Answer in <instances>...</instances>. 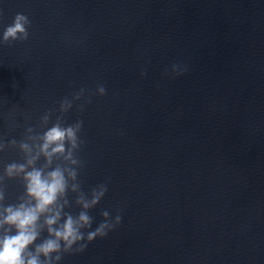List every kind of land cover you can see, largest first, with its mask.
I'll return each instance as SVG.
<instances>
[{
  "label": "water",
  "instance_id": "water-1",
  "mask_svg": "<svg viewBox=\"0 0 264 264\" xmlns=\"http://www.w3.org/2000/svg\"><path fill=\"white\" fill-rule=\"evenodd\" d=\"M17 13L28 39L5 43ZM79 121L77 163L69 142L49 162L45 133ZM57 168V227L115 226L52 264H264V0H0V221L35 204L26 172Z\"/></svg>",
  "mask_w": 264,
  "mask_h": 264
},
{
  "label": "clouds",
  "instance_id": "clouds-1",
  "mask_svg": "<svg viewBox=\"0 0 264 264\" xmlns=\"http://www.w3.org/2000/svg\"><path fill=\"white\" fill-rule=\"evenodd\" d=\"M29 18L21 13H17L14 21L9 25L3 33V41L5 43L16 40H27L29 32L27 30L30 25ZM84 89L80 90L82 94ZM101 95L106 94L103 86L98 89ZM80 94H77L79 99ZM70 103L65 99L61 108L66 109ZM48 119L47 116L44 118ZM83 121H79L74 126L67 128L61 127L59 124L51 127L44 135V143L41 146V151L46 155L51 162V158L55 154H64L66 151V142L71 144V148L67 150L65 159L71 160L73 164L77 161L73 159V150L79 147L77 133L82 129ZM82 143V141H81ZM25 149L28 145H22ZM49 149H51L49 151ZM29 164L33 161L29 160ZM24 165L12 164L8 167L9 176L14 175L17 171L24 172ZM69 175L75 179L77 173L75 170L69 169ZM27 181V194L35 201L34 205H26L21 203L19 206H8L5 211L6 215L0 221V229L5 225L9 226L6 234L0 239V264H52L53 254L56 261H60L62 256L59 253L72 252L74 246L75 251H83L87 244L83 243L85 238L88 242L94 241L97 237H105L114 224L111 220L110 213L103 211L101 215L104 221L101 222L94 230L88 231L85 237V232L82 229H92L93 218L87 211L79 213L78 218L72 215H67V218L62 224L58 225L61 220V210H54L58 198L65 193L67 188V181L65 179L64 170L57 168L50 172L45 177L42 171L33 169L25 173ZM75 188V186H74ZM108 191L105 184H100L92 191V198L90 200L81 199L79 203L83 205L84 209H89L97 206L101 199ZM3 196L0 195V200ZM54 210V214L47 216L45 224L49 236L43 243L36 244L40 236L39 221L40 217ZM121 222L119 215L115 218V224ZM15 229V234H12V229ZM35 245V254L31 250V246ZM41 256L44 260H41Z\"/></svg>",
  "mask_w": 264,
  "mask_h": 264
}]
</instances>
